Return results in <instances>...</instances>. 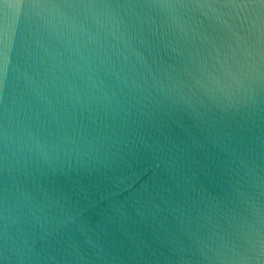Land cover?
Returning <instances> with one entry per match:
<instances>
[{"label": "water", "instance_id": "1", "mask_svg": "<svg viewBox=\"0 0 264 264\" xmlns=\"http://www.w3.org/2000/svg\"><path fill=\"white\" fill-rule=\"evenodd\" d=\"M0 264H264V0H0Z\"/></svg>", "mask_w": 264, "mask_h": 264}]
</instances>
